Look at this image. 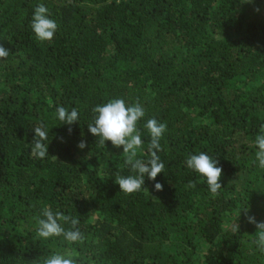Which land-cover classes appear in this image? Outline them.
Returning a JSON list of instances; mask_svg holds the SVG:
<instances>
[{
	"label": "trees",
	"instance_id": "1",
	"mask_svg": "<svg viewBox=\"0 0 264 264\" xmlns=\"http://www.w3.org/2000/svg\"><path fill=\"white\" fill-rule=\"evenodd\" d=\"M244 2L0 0V45L9 50L0 60V264H42L56 252L79 264H264L243 211L264 222V169L255 161L264 0ZM38 4L58 23L50 42L31 29ZM112 99L145 109L139 159H149L146 121L167 125L157 153L165 169L145 176L147 191H120L115 177L135 175L126 154L88 131L92 108ZM57 106L76 107L79 122L62 124ZM41 123L48 156L36 159ZM200 152L222 168L216 196L186 166ZM46 207L78 219L84 242L39 238Z\"/></svg>",
	"mask_w": 264,
	"mask_h": 264
},
{
	"label": "clouds",
	"instance_id": "2",
	"mask_svg": "<svg viewBox=\"0 0 264 264\" xmlns=\"http://www.w3.org/2000/svg\"><path fill=\"white\" fill-rule=\"evenodd\" d=\"M252 0H245L244 3H251ZM257 12L259 8L255 9ZM31 29L35 37L40 42H50L53 40L58 30V23L50 18V12L44 4H38L33 13ZM9 50L0 45V60H7ZM95 114L93 123L87 128L90 134L99 138V144L105 147V142H111L113 147H122L123 153L126 154L125 164L135 175L115 177L114 182L119 185L120 191L125 194L140 192L144 188L145 176L154 181L158 174L164 172L165 165L157 154L161 151L160 140L166 131V123H161L155 118L148 119L144 125L149 133L150 141L148 146L149 159L147 161L137 158L138 150L143 148L141 132L138 128L139 121L145 116V109L137 102L131 106L127 105L123 99H112L104 104H98L92 108ZM56 117L64 125L71 126L79 122V110L72 107L71 110L63 106L56 107ZM35 133L32 140L31 154L36 159H44L48 156V130L41 123L33 128ZM71 132V128L68 129ZM63 138H61L62 140ZM257 151L255 161L258 166L264 169V124L260 126V134L255 139ZM78 148L84 149L86 142L82 139ZM218 160L205 152L199 154H190L186 159V166L203 176L206 179L209 192L216 196L222 188L220 181L222 168L217 166ZM195 188L196 183L190 181L186 186ZM156 191H162L163 185L159 182L154 184ZM241 211V210H240ZM239 211V214H240ZM247 221L255 225L256 233L254 244L258 251L264 254V222H257L254 217L247 215V208L243 209ZM238 214V216H239ZM43 217L37 221V236L43 239L63 236L70 244L83 243L85 237L77 227L79 220L65 215L61 212H53L50 207L43 210ZM64 224L69 225L65 229ZM233 232L239 231V224L232 226ZM42 264H79L78 260L70 253L56 252L45 258Z\"/></svg>",
	"mask_w": 264,
	"mask_h": 264
}]
</instances>
